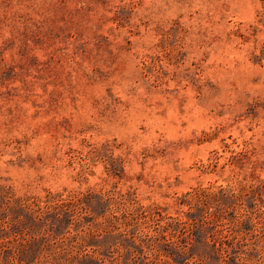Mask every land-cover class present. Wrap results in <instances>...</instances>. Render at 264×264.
I'll return each instance as SVG.
<instances>
[{"label": "rangeland", "instance_id": "374dc122", "mask_svg": "<svg viewBox=\"0 0 264 264\" xmlns=\"http://www.w3.org/2000/svg\"><path fill=\"white\" fill-rule=\"evenodd\" d=\"M0 264H264V0H0Z\"/></svg>", "mask_w": 264, "mask_h": 264}]
</instances>
